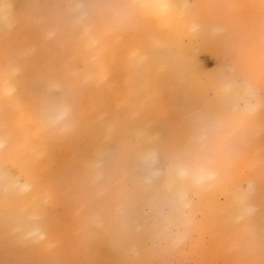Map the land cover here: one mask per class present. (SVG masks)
<instances>
[{"label":"bare ground","instance_id":"obj_1","mask_svg":"<svg viewBox=\"0 0 264 264\" xmlns=\"http://www.w3.org/2000/svg\"><path fill=\"white\" fill-rule=\"evenodd\" d=\"M0 264H264V0H0Z\"/></svg>","mask_w":264,"mask_h":264}]
</instances>
